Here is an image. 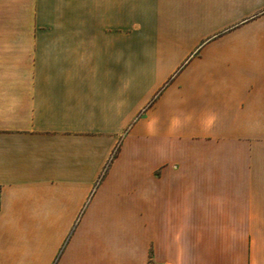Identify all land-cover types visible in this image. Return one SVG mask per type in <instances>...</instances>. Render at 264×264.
Listing matches in <instances>:
<instances>
[{
  "label": "crops",
  "instance_id": "1",
  "mask_svg": "<svg viewBox=\"0 0 264 264\" xmlns=\"http://www.w3.org/2000/svg\"><path fill=\"white\" fill-rule=\"evenodd\" d=\"M0 264H264V0H0Z\"/></svg>",
  "mask_w": 264,
  "mask_h": 264
}]
</instances>
